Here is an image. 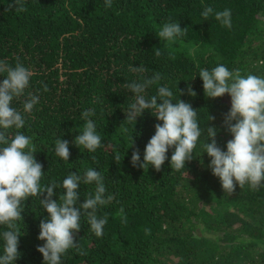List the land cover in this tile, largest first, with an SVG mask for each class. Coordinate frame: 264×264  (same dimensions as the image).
Here are the masks:
<instances>
[{"label":"trees","instance_id":"trees-1","mask_svg":"<svg viewBox=\"0 0 264 264\" xmlns=\"http://www.w3.org/2000/svg\"><path fill=\"white\" fill-rule=\"evenodd\" d=\"M9 3L13 0H0V60L14 66L19 58L33 73L24 96L15 98L13 106L24 115L20 131L31 137L35 157L43 165L41 185H60L67 175L93 168L104 176L106 195L115 197L97 213L108 219L101 237L81 217L76 240L86 254L71 249L62 264H264V187L254 191L248 184L237 185L233 194L224 193L208 168L203 135L185 170L171 168L174 148L159 172L151 166L133 167L132 152L138 149L143 163L145 146L162 122L151 111L136 123L125 121L134 94L124 87L160 73L159 84L145 95H155L166 85L174 102L181 99L198 111L202 129L207 125L218 130L217 144L226 151L232 136L223 118L231 103L224 96L207 98L199 71L223 64L243 76L264 77V0H112L111 8L105 7V0H23V12L6 11ZM207 6L230 9L231 28L223 27L214 14L205 20L201 13ZM166 22H179L187 34L174 42L160 40L157 33ZM140 65L148 71H131ZM189 85L195 97L187 94ZM29 93L37 95L39 103L23 113ZM87 110H94L88 119L102 139L94 153L73 143ZM57 139L69 142L68 161L55 154ZM117 153L120 161L114 159ZM94 190V183H81L78 204ZM62 191L54 189L53 199L58 201ZM21 215V255L14 264H44L37 247L44 243L38 239L39 225L48 213L38 197H30ZM4 230L0 226V233Z\"/></svg>","mask_w":264,"mask_h":264},{"label":"clouds","instance_id":"clouds-1","mask_svg":"<svg viewBox=\"0 0 264 264\" xmlns=\"http://www.w3.org/2000/svg\"><path fill=\"white\" fill-rule=\"evenodd\" d=\"M105 7L111 8L112 0H105ZM12 9L25 11L23 0L9 3L6 11ZM213 14L223 27L231 28L230 9L214 11L211 6H207L201 13L205 20ZM187 31V27L181 29L179 22H166L160 27L157 36L160 40L174 42L176 38L185 36ZM159 54V49H156V55ZM131 71L143 74L148 69L140 65L131 67ZM0 74H6L0 82V226L6 229L0 233L3 240L0 264H14L20 258L18 248L21 234L17 222L22 221L21 213L30 197H38L40 205L48 213V217L41 220L39 225L38 239L44 243L37 247V251L42 254L44 264H62V256L71 249H75L78 254H86L76 240V234L81 229V217L85 216L89 230L96 237H101L108 219L97 213L100 207L110 204L115 197L112 194L106 195L104 176L93 168L86 169L83 175H67L60 185L56 182L41 185L45 175L43 165L35 157L36 147L31 137L20 131L25 126L24 115L13 106L15 98L24 96L33 73L17 58L14 66L6 60H0ZM199 78L207 98L217 99L225 94L230 97L231 107L223 118V127L232 136L226 144V151L217 144L218 130L207 125L202 129L198 122V111L181 99L174 102L173 91L166 85L159 86L155 95H145L150 87L158 85L162 79L160 73H155L151 77L142 76L124 85L134 94L133 102L128 105L125 113V121L136 123L145 111H151L162 122L155 125V134L145 146L143 163H140L139 150L132 152V166L143 170L151 166L159 172L168 159L169 149L174 148L170 166L176 171L185 170L186 163L193 160L194 150L203 135L204 153L210 158L208 168L219 179L224 193L233 194L237 185L242 188L245 184L258 191L264 187V77L254 74L243 76L239 70L230 71L225 65L218 64L211 70L201 69ZM44 91H48L46 85ZM179 94L184 95V92L179 91ZM187 94L196 96L190 85ZM38 103L39 97L29 93L23 103V113H30ZM94 114V110L81 114L86 123L81 134L75 136L73 141L75 146H82L90 153L102 146L95 123L88 119ZM214 119L208 116L209 121ZM13 129L15 132L10 135ZM133 143L132 139V146ZM55 154L68 161L69 142L57 139ZM92 159L95 160V157ZM114 159L120 161V154L117 153ZM81 183H94L95 190L94 194L89 192L85 196L82 204H78ZM57 188L63 189L58 201L53 199L54 189ZM119 214L122 222L126 223L123 207L119 209ZM150 231L145 229L146 234H150Z\"/></svg>","mask_w":264,"mask_h":264},{"label":"rangeland","instance_id":"rangeland-1","mask_svg":"<svg viewBox=\"0 0 264 264\" xmlns=\"http://www.w3.org/2000/svg\"><path fill=\"white\" fill-rule=\"evenodd\" d=\"M224 97L230 101V97L227 94H225Z\"/></svg>","mask_w":264,"mask_h":264}]
</instances>
